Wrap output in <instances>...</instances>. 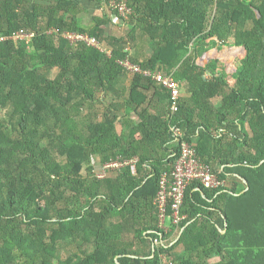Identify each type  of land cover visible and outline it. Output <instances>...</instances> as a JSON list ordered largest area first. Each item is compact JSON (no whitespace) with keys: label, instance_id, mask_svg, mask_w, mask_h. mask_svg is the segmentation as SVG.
I'll list each match as a JSON object with an SVG mask.
<instances>
[{"label":"trees","instance_id":"1","mask_svg":"<svg viewBox=\"0 0 264 264\" xmlns=\"http://www.w3.org/2000/svg\"><path fill=\"white\" fill-rule=\"evenodd\" d=\"M100 1L104 5H109L110 2V0ZM134 3L135 6H133ZM127 4L135 9L136 16L141 15L148 20L157 21L164 14L165 20L171 21V18L178 17L181 23L178 24L180 30L170 31L171 33L168 32L169 34L162 36L160 45L156 47L148 61L139 63L143 69L153 70L160 65L161 70L166 74H173L174 79L178 81L179 74L174 73L177 58L188 53L189 57L183 62L185 67L193 72L202 71L195 66V60L217 44L215 41L208 42L211 38L224 40L226 36L229 38V35L234 33L236 40L234 45L230 46L246 49L247 57L233 76L235 85L231 86L225 74H215V69L209 66L205 70L212 72V79L206 82L204 75L195 77L200 88H197L192 98L194 106H200L202 109L205 101L216 97L222 98V108L217 115L218 127L228 126L226 128L229 130V135L236 127L241 136L240 139L233 137L234 143L238 148L245 146L254 150V156L241 153L235 161L236 167L234 168L226 169L224 172H218L215 169L219 177L224 180L228 179L230 172L237 174L244 182L243 189L241 191L235 189L211 191L197 185H192L187 189L181 211L187 218L179 228L197 218L198 214H203L202 208L209 206L208 201L214 199L217 203L220 197L225 201V207L222 210L224 227L217 229L209 223L208 219H205L198 228H188L184 232L186 233L185 238L180 240L187 247L177 259L172 254L174 247H169L168 244L155 247L153 244L158 236L153 201L159 190L160 173L166 165L156 171L154 179L151 178L142 189L137 190L136 184L130 186L129 190L127 188V196L131 192L134 193L127 203L125 202L126 196L121 201H116L115 196L112 195V198L108 200L109 206L105 202L102 213H94L95 207H91L86 215L85 206L79 199V213L71 211L70 215L56 221L59 227L53 228L50 237L51 244L38 249L34 257L30 255V252L25 253L23 244L29 238L21 235L22 224L41 227L46 222L51 223L49 212L39 204L42 201L49 203L56 198L55 195H51V192L39 189L36 186L37 179H32V176L42 173L56 181L63 171L59 163L48 161L50 150L36 145L35 139L41 134L43 138L59 139L57 148L59 154L67 158L69 164L73 166L71 172L79 175V194H85L93 199L99 198L98 192H95L98 190L94 189L92 181L81 180L92 155L104 154L106 163L113 156L116 158L118 154L126 158L132 156L128 151L123 153L116 151L111 156L105 155L107 148H112V144L119 143L114 133L113 122L109 118L107 123H98L96 115L93 116L91 112V115L83 120L82 125L86 132L80 131L79 141L75 139L71 146L61 142L62 139L56 134L61 127L64 135L67 133L73 135L68 130L69 121L63 123L60 120V126L51 128L45 120L47 115L60 118L66 112L64 108L73 103L71 102L74 99L72 95L63 102H60L59 98V94L63 91V80L69 75H74L79 79L76 86L70 85L71 90L77 91V95L81 97L79 109L82 111L90 108L93 111L100 101L99 95L103 91L107 92V86H113L114 82L125 73L118 61L127 58L128 52L125 51L126 46L113 48L112 56L109 57L106 52L83 45L79 48L77 55L73 56L72 46L68 41L60 38L58 42V35H49L51 30H59L60 34L89 33L104 41V26H108L111 20L97 18L98 24L95 28L90 31L83 28L79 19L81 11L74 0H57V3L48 5L38 3L36 0H0V38L11 36L20 30L33 32L38 30V36L34 42L39 46L38 50L43 51L42 56L40 52L31 53L25 46L17 47L12 41L0 43V109L4 108L8 102L15 101L19 104L15 111L18 116L16 125L18 137H16L13 125L9 130V127L0 121V224L9 223V215L18 209L25 210L27 216L36 211V217L27 222L21 221L16 230H11V233L16 231L14 241L10 237L0 240V264H48L50 260L57 258L59 243L78 237L84 243H90L93 241L91 231L98 232L95 234V242L98 243L95 255L90 256L84 251V247H79V253H76L75 258L69 261L70 264H73L75 259L79 260V264H118L116 258H120L119 264H160L159 255L161 253L171 255L175 261L174 264H188L184 258L192 253H197L202 258L210 256L222 258L217 264H264V0H218L217 3L212 0H127ZM214 6L217 15L211 27L208 28V16L211 15ZM62 12L64 14L61 16ZM46 20L48 30L41 32L37 28L40 27L41 22ZM248 23H252V28L245 30L244 26ZM155 33L156 31L150 35L153 40L157 38ZM225 44L229 46L228 43L225 42ZM257 50L258 53H256ZM30 54L43 61L35 65L33 70L27 71V66H30L27 57ZM20 63L23 64L22 67H18ZM42 67L48 70L60 68L62 70L60 78L55 81L38 79L37 70ZM136 79V86L142 79L150 83L140 76H136ZM44 84L46 87H43ZM3 85L14 89L5 94L4 90L1 91ZM141 98L139 92L135 89L131 90L130 101L132 103ZM182 112L183 109L180 106L174 124L186 132L187 141L192 143L188 128L195 112L191 110L186 119L183 118ZM205 115L199 114L195 118L198 123L194 127L196 130L205 128L204 136L208 137L214 126L212 127L211 123L205 119ZM95 124L97 129L93 131ZM247 126H250L255 133L254 136L250 137L246 133ZM165 127L166 138L172 140L167 126ZM85 135L89 138L85 139ZM13 137L18 141L13 140ZM113 147L123 149L120 148V143ZM17 150L21 152L15 154ZM196 151L202 160L213 166L212 160L201 155L198 148ZM174 152L176 155L177 147ZM38 155L39 158H37ZM175 157L169 163L173 162ZM227 163L228 160L222 162V164ZM124 173L125 170L120 174L124 175ZM15 174L18 177H14ZM152 188L155 189V193L151 191ZM139 197L142 198L141 202L136 201ZM35 206H37L36 210H34ZM138 208L153 213L155 226L152 229L151 239L154 254L150 252L146 258L132 259L129 254L138 256L139 253L129 251V249L119 250L112 245L111 241L103 237L102 233L106 228L104 223L106 220L103 218L108 214L116 213L117 209L120 210L119 214H124L127 211L136 212ZM8 227L9 225L3 230L0 225V233L6 234ZM195 232L200 234L198 247H190L188 243L191 245L193 243L188 240ZM10 240L12 242H9ZM142 240L146 242L145 238ZM3 241L7 242L4 246L1 244ZM11 244L14 245V249H11ZM21 260H26V262L20 263Z\"/></svg>","mask_w":264,"mask_h":264},{"label":"crops","instance_id":"2","mask_svg":"<svg viewBox=\"0 0 264 264\" xmlns=\"http://www.w3.org/2000/svg\"><path fill=\"white\" fill-rule=\"evenodd\" d=\"M105 5L97 8L98 6L92 3V5L89 6L90 8L88 7L89 10L79 17L81 26L89 31L95 28L98 24L97 18L105 19L103 12L112 13L109 7ZM122 22L125 26H113L111 24L112 21L108 26H104V35L125 38L128 41L126 42L125 51L128 52V57L133 62L136 61V63L134 62L135 64L139 65V63L148 61L156 48L154 46L151 48L149 43L150 36L141 35L137 30H135L137 34L134 36L135 33L133 30L135 28L131 27L133 26L131 25L132 23L128 26L126 23L128 21L122 20ZM109 50L112 51L113 48H109ZM216 54L211 55L210 53H205L203 57L195 60V66L200 68L199 70H202L195 72L186 68L183 63L189 57V54L180 55L177 61H175L174 73L176 72V74H179V80L177 82L181 87L180 106L183 109V118H188V114H190L191 110L195 112V115H193V118L190 120L188 128L192 138L191 144L200 150L201 155L213 161L214 169L218 170V172H224L226 169L236 167L235 161L241 154L240 149L242 147L239 146L238 148L234 143L233 137L240 139L241 134L238 133L236 127L234 131L230 132V135L229 130L226 128L228 126L223 128L218 127L217 115L222 108V98L216 97L207 102L205 101V103H203V109L200 106H194L192 100L193 93L197 88H200L199 84H197L198 82L195 81V77L204 75V80L210 82L213 77L212 72L206 71L205 69L208 68L213 61H218L220 65H225L223 62L227 61V59L222 61V58L216 56ZM200 60H206V63L200 64ZM237 60L238 58H235L234 62ZM182 64H184L183 67H181ZM161 67L162 66L158 65L155 69L161 70ZM215 74L225 73L220 68L215 71ZM227 74H225V76L228 77L229 74ZM136 80V76L124 73L120 79L114 82L113 86H107V92L103 91V93L99 95L100 101L95 106V108L99 110V118H102V121L99 123L104 124L109 120L113 122L114 133L119 140L120 148H123L115 149L113 146L119 143L112 144V148L106 149L105 155L111 156L115 154L116 151H118V153L128 151L132 154L131 157L126 158L117 153L118 155L116 154V158L113 156L107 163L115 162L118 158H122L125 161H133V164L124 168V175L118 173L115 169H110L107 177H104V175L101 179H99V177L96 179L94 176L96 181L92 182V185L95 186L94 189L98 190H95V192H98L99 198L92 199L91 205L86 207L88 209L84 207L86 215L87 211L91 210L90 207H95L94 213H102L105 202L108 203L109 206L110 203L108 200L112 198V195L115 196L116 201H121L123 197L126 196L125 202L127 203L134 195V193L131 192L127 196L130 186L136 184L137 190L142 189L143 186L149 183L151 178L154 179L156 171L161 169L163 165H167L175 156L174 150L176 149V144L172 142L170 138H166L164 134L165 126L168 128V98L166 91L154 84L144 82L143 79L142 81L140 80V83L138 81L136 86ZM132 89H135L142 96V98L138 99L135 103L130 101ZM199 114H206L205 119L211 123V126H214V129L210 132V136L207 135L208 137L204 136L206 134L205 128L196 130L194 127L198 123L195 118H197ZM143 158L146 159L142 162L141 159ZM91 159L93 164H97L100 161L104 163V154L92 155ZM225 160H228V163L222 164ZM102 168L103 165H101V169ZM85 171L87 172V170L84 169L83 176L87 175ZM90 173L91 171H88L89 176ZM225 182L226 188L224 189H235L236 191H241L243 189L244 182L237 174H233L232 172L228 174V179H226ZM194 190L196 191L197 189ZM151 191L155 193L154 188H152ZM141 199L142 198L139 197L136 201L141 202ZM214 201V199L208 201L209 206L202 208L204 213L198 214L197 218L192 219L184 227H173L171 229L167 244L169 247H174L172 254H174L176 259L181 257L185 251V247H187L185 243L180 240L183 237L185 238L186 233L184 232L188 228H198L205 219H208L209 223L214 225L217 229H222L224 227L222 210L225 207V201L221 197L217 203ZM119 211L120 210L117 209L116 213L112 215L108 214L103 218V220H106V222H104L106 224L105 232L102 233L103 237L111 241L112 245L119 250L129 249V251L138 252V256L129 254L132 259H138V257H140V259L146 258L150 252L154 254V247L151 239L152 229L155 226V220L152 216L153 213H148L150 211L144 210L143 208H138L136 212L127 211L124 214H119ZM94 221L96 222V220ZM97 233L96 231H91V238L93 241L90 243H84L79 240V247H86L84 251L90 256L95 255L98 248V243L95 242V234ZM143 237L146 242L142 240L144 239ZM199 239L200 234L195 232L190 240H188L193 244L191 245L188 243V246L198 247ZM213 257L214 256L202 258L201 255L192 253L187 255L184 260L188 264H217L211 263L212 260H214ZM119 259L120 258H116V263L118 264ZM177 262L179 261L177 260Z\"/></svg>","mask_w":264,"mask_h":264},{"label":"rangeland","instance_id":"3","mask_svg":"<svg viewBox=\"0 0 264 264\" xmlns=\"http://www.w3.org/2000/svg\"><path fill=\"white\" fill-rule=\"evenodd\" d=\"M76 3H78L79 5V11H81L79 17H81V15L83 13H85L87 10H89V6L93 4L97 5L99 8L103 7L102 5H104L103 3H101L100 0H74ZM170 1V0H168ZM36 2L38 3H44L46 5L51 4V3H57V0H36ZM90 4V5H89ZM133 6H135V3L133 4ZM89 7V8H88ZM132 8V7H131ZM112 13H107V12H103L105 15V19H110L112 21V25L113 26H118V25H124L122 20H120V18L116 15L115 10H111ZM257 11H255L256 13ZM100 13L102 14V11L100 10ZM64 14V12H62L60 15L62 16ZM86 15V14H85ZM217 15V10L216 7L214 6V8H212V13L211 15L208 16L209 18V22H208V28L211 27L212 21L214 19V17ZM258 15V13H257ZM111 17V18H110ZM125 18V17H124ZM169 22H168V21ZM165 20V16L163 14L162 17H160L157 21H151L148 20L147 18H145L144 16H136L135 13V9L132 8V16L131 18H129L128 22H126L128 24V26L131 24L133 26H131L132 28L134 27L135 29L134 31V36L137 34L135 30L139 31V33L142 35H147L150 36L151 33H155V36L157 37L155 40L151 39V36L149 38V43L151 48L154 47H158L160 45V41L162 40V36L164 34H169L171 33L170 31H177L180 30L178 24L180 23L179 18L177 17H173L171 18V21L169 19ZM179 22V23H178ZM177 23V24H176ZM167 24V25H166ZM183 24V22H182ZM111 25V26H112ZM39 28L41 32H45L47 31V20L44 22H41L39 24ZM125 26V25H124ZM119 27V26H118ZM123 28V27H122ZM128 28V27H127ZM126 28V29H127ZM245 30H249L252 28V23H248L246 26H244ZM35 30V29H34ZM92 30V29H91ZM29 32H33L30 30H27ZM38 31V30H37ZM35 30L34 33H36V35L38 36V33ZM132 31V32H133ZM169 32V33H168ZM129 34V32H128ZM173 35V34H172ZM36 36V37H37ZM104 38V49L106 50L109 48H119L121 46H126L128 42L125 38H118L112 35L103 36ZM2 38V37H1ZM0 38V39H1ZM60 36H57V41L60 42ZM174 38V36H173ZM160 39V40H159ZM236 38L234 36V33L229 35V38L226 36L223 39L221 38H211L210 40H208V42L210 41H215L217 42L216 45L212 46L211 49H209V51L207 53L212 54H216V56H219L222 58V61H224L225 59H227V61H224L226 63L223 62V64L225 65H220L218 61H213L211 63V68H213V70L215 69H222V71H224L225 74L228 75V82L231 86L235 85V81L233 80V76L237 73V71L240 69V65L241 63L245 60V58L247 57V52L246 49L244 47H236V46H230V45H234ZM12 41L15 46L20 47V46H25L31 53H37L40 52L41 55L43 56V51L42 50H38L39 46L35 45V42H31V41H24V40H10ZM228 43V45L225 44ZM0 43H2L0 41ZM25 44V45H23ZM60 44V43H59ZM130 44V42H129ZM156 49V48H155ZM80 51V50H79ZM73 52V56H76L78 53V50H75L72 48ZM111 52V51H109ZM258 53V50L257 52ZM75 54V55H74ZM80 54V52H79ZM112 55V53H111ZM204 56V55H203ZM202 56V57H203ZM34 55H29L27 57L28 63L30 64V66H27V71L33 70L35 65L42 63L43 60H41V58H34ZM235 58H238V60L236 62ZM241 58V59H240ZM200 64H205L206 60L203 61H199ZM23 64L20 63V66L18 67H22ZM62 73V70L60 68H56V69H52V70H48L47 68H38L37 70V75H38V79L40 80H50V81H55L58 78H60V75ZM79 82V79L74 76V75H69L66 79L63 80V91L59 94V98H60V102H63V100H67L68 96L72 95L74 99L71 100V102H73L72 104H68L67 107L64 108V110L66 111L65 113H63L61 115V119L54 117V116H50L47 115L45 116V120H47V122L49 123V127L51 128H56V126H60V120L63 123L68 122L69 125V132H72L73 135H71L70 133H67L66 135H64L63 131L61 130V127H59V130L56 131L57 136H59V138L62 139L61 142H64L66 145L71 146L74 142L75 139H77L79 141V134L80 131L86 132L85 127H83V120L88 117L89 115H91V112L94 115H96V119L98 120V123L100 121H102V118H99V110H97V108H94L93 111L88 108V109H84V110H80L79 109V104L81 101V97L79 98V96L77 95V91L75 90H71V86H76V84ZM43 87H46V84L43 85ZM68 87V88H67ZM14 88H10L7 86H2L1 87V91L4 90V93L7 94L10 90H13ZM61 90V89H60ZM19 107V104L15 101L12 102H8L7 105L0 109V121L2 124H5L7 127H9L12 129V125L14 126V129L16 130V137H18V132H17V122H18V116H16L15 111L16 109ZM63 106H61L62 108ZM14 117V120H13ZM93 131H96L97 126L96 124L93 126ZM260 132V131H259ZM91 133V132H90ZM89 133V137H91V134ZM246 133L248 135L254 136V132L251 130L250 126H247V130ZM43 134H41L37 139H35V144L39 145L41 148L47 150H50V158L48 159V161H53L55 163H59L62 168V174L61 177L54 181L53 179H50L49 176H44L42 175V173H39L37 176H32L33 178H36V186L39 189H44L46 192L50 193L51 195H55V200L50 201L49 203L42 201L39 205L41 207H44L50 214V219L52 220L51 223L50 222H46L45 225L41 226V227H35L32 225H28L27 223L22 224L21 227V235L25 236L26 238L28 237L29 240H27L26 243H24V252H30V255L32 257H34L35 252L40 249V248H44L45 245H50L51 244V240L50 237L52 235L53 232V228L54 227H59L57 225V220L62 219V217H65L67 215H70L69 212L71 211H75L77 213H79V199L80 201H82L83 205H86V207H89L92 203V199L88 197L85 194H79V175L72 173L71 171L73 170V166L69 164V161L67 158L62 157L57 148L59 146V139H54V138H43L42 137ZM87 136V138H89ZM86 135H85V139ZM84 139V140H85ZM13 140H17V138L13 137ZM15 141V142H17ZM21 150H17L15 151V154L20 153ZM241 153H247L249 156H254L255 152L253 149L251 148H247L245 146H243L240 149ZM37 158H39V155L37 156ZM104 163H102L101 161L98 162L97 164H93L92 159L90 160V163L87 164V167L85 168L87 170V172L85 171L86 176H83V178L81 177V180L84 179V181H96L94 176L96 177V179L99 177V179H101V177H103L105 175V177H107L108 172H106V168L107 165H109L108 163H106L105 161H103ZM100 164V165H99ZM101 165H103V168L101 169ZM17 166H15L16 168ZM45 168H43L44 170ZM95 169V170H94ZM97 169V170H96ZM48 171V169H47ZM88 171H91L90 176L88 174ZM14 177H18L17 174L14 175ZM5 196H7V194H5ZM80 196V197H79ZM7 199V198H6ZM8 200V199H7ZM37 206H35L36 210ZM91 208V207H90ZM88 209V208H86ZM26 211L25 210H16L15 213H12L9 215L10 221H8L9 223L3 222L0 224L1 225V229L6 228L8 225L9 227L7 228V232L6 234L4 233H0V240H3L4 238H12V241L15 240V232L11 233V230L14 229L16 230L20 225L18 223H21V221H29L31 219H33L34 217H36V211H34L31 214H28V216L26 217ZM54 221V222H53ZM4 230V229H3ZM11 240L9 242H12ZM82 242V240H81ZM1 244L6 245L7 242H1ZM22 245V246H23ZM14 245L11 244V249L13 248ZM86 250V247H84ZM8 250V249H7ZM79 253V237L76 239H70L67 242L63 241L61 243H59L58 245V255L56 259L54 260H50L48 262V264H70V260H72L73 258H75V254ZM26 255V254H25ZM214 260H212L211 263H219L220 262V257L218 256H214L213 257ZM26 260H21L20 263H25ZM39 264H44V263H39ZM73 264H79V260L74 261Z\"/></svg>","mask_w":264,"mask_h":264},{"label":"built area","instance_id":"4","mask_svg":"<svg viewBox=\"0 0 264 264\" xmlns=\"http://www.w3.org/2000/svg\"><path fill=\"white\" fill-rule=\"evenodd\" d=\"M217 3L218 0H212ZM110 10H115L120 20L128 21L132 16V8L128 6L127 0H110L107 5ZM125 17V18H124ZM49 35H58L68 41L72 48L79 50L81 46L95 48L101 52H106L111 57L110 50L104 49L103 41L89 33L66 32L51 30ZM36 33L27 30H20L11 36H4L1 42L10 40H24L33 42L37 37ZM124 72L132 76H140L157 87L165 90L168 98L167 123L168 132L173 142L176 144L177 153L173 162L164 167L160 173L158 183L159 190L153 201L157 217L158 236L153 241L155 247L168 243V235L173 227H179L186 216L181 213L185 194L192 185L203 187L211 191H220L226 188V182L216 173L213 166L207 164L197 153L193 144L187 141L186 132L174 124L176 115L179 112L181 101V87L174 79L173 74L159 69H143L127 57L118 61ZM106 172L115 169L121 173L125 167L131 166L133 161H125L118 158L115 162L108 163ZM105 177V176H104ZM160 264H174L175 261L171 255L160 254Z\"/></svg>","mask_w":264,"mask_h":264}]
</instances>
